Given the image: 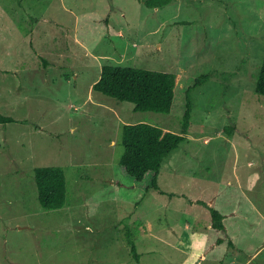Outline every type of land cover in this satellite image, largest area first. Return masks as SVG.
I'll list each match as a JSON object with an SVG mask.
<instances>
[{"label": "rangeland", "instance_id": "rangeland-1", "mask_svg": "<svg viewBox=\"0 0 264 264\" xmlns=\"http://www.w3.org/2000/svg\"><path fill=\"white\" fill-rule=\"evenodd\" d=\"M263 54L264 0H0V264H264ZM105 64L175 72L171 110L95 90ZM190 86L187 138L137 180L124 124L181 132ZM42 165L65 168L62 208Z\"/></svg>", "mask_w": 264, "mask_h": 264}, {"label": "trees", "instance_id": "trees-1", "mask_svg": "<svg viewBox=\"0 0 264 264\" xmlns=\"http://www.w3.org/2000/svg\"><path fill=\"white\" fill-rule=\"evenodd\" d=\"M172 0H144L150 7H162ZM209 75L196 79L201 83ZM176 73L137 66L105 64L102 66L100 78L93 88L118 100H127L135 104L136 110H153L169 112L174 102ZM192 86L187 89L186 110L182 123V131L164 130L158 124L150 122L126 123L123 126L124 151L120 162L127 172L137 180H142L148 171H154L153 183L157 180L165 159L187 138L191 125L193 99ZM256 91L264 94V54L257 76ZM16 121L13 116L0 112V122ZM232 132L233 127H227ZM35 182L38 200L45 209L62 208L68 203V181L66 171L60 165H42L35 168ZM156 185V184H155ZM212 226L218 230L227 228L225 213L216 207H210ZM223 241V238L219 239ZM127 241L133 257L140 261L141 253L133 230H127ZM233 244V241H230Z\"/></svg>", "mask_w": 264, "mask_h": 264}]
</instances>
